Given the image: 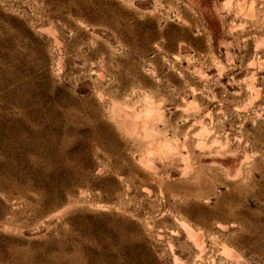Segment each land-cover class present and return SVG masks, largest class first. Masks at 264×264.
Here are the masks:
<instances>
[{
	"label": "rangeland",
	"instance_id": "obj_1",
	"mask_svg": "<svg viewBox=\"0 0 264 264\" xmlns=\"http://www.w3.org/2000/svg\"><path fill=\"white\" fill-rule=\"evenodd\" d=\"M0 264H264V0H0Z\"/></svg>",
	"mask_w": 264,
	"mask_h": 264
},
{
	"label": "bare ground",
	"instance_id": "obj_2",
	"mask_svg": "<svg viewBox=\"0 0 264 264\" xmlns=\"http://www.w3.org/2000/svg\"><path fill=\"white\" fill-rule=\"evenodd\" d=\"M243 8V7H242ZM117 108V107H116ZM118 109V108H117ZM130 113V112H129ZM116 115V114H115ZM116 118V117H115ZM136 118V117H135ZM139 118V117H138ZM118 119H119V117H118ZM121 119V118H120ZM119 121V120H118ZM120 122H122V124L124 125V127L126 126V127H129V126H131V127H134L135 129L136 128H138V124L140 123L141 124V121H138V120H136V119H125V120H123V121H120ZM150 125V124H149ZM141 129H142V127H148V126H146V125H143V126H139ZM150 127V126H149ZM122 128V127H121ZM133 128V129H134ZM139 128V129H140ZM144 128L142 129V130H144ZM124 129V128H123ZM132 129V130H133ZM139 129H137V130H139ZM145 131V130H144ZM137 132V131H136ZM139 133V132H138Z\"/></svg>",
	"mask_w": 264,
	"mask_h": 264
}]
</instances>
